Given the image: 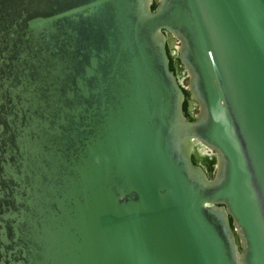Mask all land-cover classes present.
I'll return each instance as SVG.
<instances>
[{
	"label": "water",
	"instance_id": "water-1",
	"mask_svg": "<svg viewBox=\"0 0 264 264\" xmlns=\"http://www.w3.org/2000/svg\"><path fill=\"white\" fill-rule=\"evenodd\" d=\"M0 264H264V0H0Z\"/></svg>",
	"mask_w": 264,
	"mask_h": 264
},
{
	"label": "bare ground",
	"instance_id": "bare-ground-1",
	"mask_svg": "<svg viewBox=\"0 0 264 264\" xmlns=\"http://www.w3.org/2000/svg\"><path fill=\"white\" fill-rule=\"evenodd\" d=\"M171 41L173 44V41H174L173 38H171ZM174 44H175V42H174ZM177 46H179V45H177ZM177 48L178 47H176V49ZM179 75H180L179 77L183 76V71H182V73L179 72ZM197 154L200 157L199 162L204 166V168L207 170V172L210 173L213 165H215V154L213 152H211L210 150L204 148V147H199L197 149Z\"/></svg>",
	"mask_w": 264,
	"mask_h": 264
},
{
	"label": "flooded vegetation",
	"instance_id": "flooded-vegetation-1",
	"mask_svg": "<svg viewBox=\"0 0 264 264\" xmlns=\"http://www.w3.org/2000/svg\"><path fill=\"white\" fill-rule=\"evenodd\" d=\"M171 38H173V37H171ZM171 38H170V41H171ZM173 40L175 41V38H173ZM175 42H176V41H175ZM169 49H170V54H171V56L176 60V63H175V66H176V72H177V74H178V76H179V72L182 73V71H184V68H183V66H182V64H181V62H180V60H179L178 54H177L175 51L172 52V47H171V46L169 47ZM184 76L186 77L185 74H184ZM179 80L181 81L180 77H179ZM186 100H187V102H188V114H189L190 116H192V115H193V109L197 110V107H196V105H195V102H192L190 96H189L188 98H186ZM191 105H192V106H191ZM194 105H195V106H194Z\"/></svg>",
	"mask_w": 264,
	"mask_h": 264
},
{
	"label": "rangeland",
	"instance_id": "rangeland-1",
	"mask_svg": "<svg viewBox=\"0 0 264 264\" xmlns=\"http://www.w3.org/2000/svg\"><path fill=\"white\" fill-rule=\"evenodd\" d=\"M174 42L175 41H173V44L171 45L172 52H174V51L176 52L177 51L176 47H178L177 45H179L178 41H176L175 44H174ZM180 79H181L182 85L186 88L188 86V79L184 76V71H183V76H181ZM195 114H197V110L193 109V115H195ZM214 173H215V165H213L212 170L209 174H210V176H214Z\"/></svg>",
	"mask_w": 264,
	"mask_h": 264
},
{
	"label": "trees",
	"instance_id": "trees-1",
	"mask_svg": "<svg viewBox=\"0 0 264 264\" xmlns=\"http://www.w3.org/2000/svg\"><path fill=\"white\" fill-rule=\"evenodd\" d=\"M152 8H153V10L156 8V4H154L153 6H152ZM168 53L170 54V49L168 48ZM175 63H176V60L171 56V54H170V67H171V69L172 70H174V71H176V66H175ZM185 93H186V98H188L189 96H190V94L188 93V91L185 89ZM184 111H185V113H186V115L187 116H189L190 118H193V115L192 116H190L189 114H188V102H187V100L185 101V103H184Z\"/></svg>",
	"mask_w": 264,
	"mask_h": 264
}]
</instances>
